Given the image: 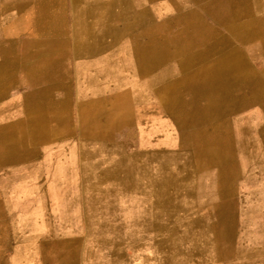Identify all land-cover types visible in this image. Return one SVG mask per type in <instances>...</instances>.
I'll return each instance as SVG.
<instances>
[{
	"label": "rangeland",
	"instance_id": "rangeland-1",
	"mask_svg": "<svg viewBox=\"0 0 264 264\" xmlns=\"http://www.w3.org/2000/svg\"><path fill=\"white\" fill-rule=\"evenodd\" d=\"M118 1L83 7L76 18V32L73 26L65 29L64 39L69 40L67 43H76L84 48L80 60L66 58L70 70L68 77L75 83L80 77L79 73L84 71L80 81L87 90L79 92V89H75L68 94L71 102L68 111L65 110L68 124L50 122L51 113L47 111L30 116L23 112L25 94L30 90L23 72L19 71L12 77L16 81L15 86L0 100V108L11 106V122L27 119L29 127L21 132L22 136L35 143L40 141L36 136L38 133L44 136L43 144L30 143L27 147L28 160L0 168V264H264V172L246 167V162L242 161L241 145L236 143V138L232 144L224 146L226 150L227 145L230 147V155H235V159L229 162L225 160L227 162L224 165L220 163L217 169L218 165L210 161L209 169L205 170L208 161L196 163L185 154L184 144L169 147L171 141L167 139L168 136L165 137V132L181 136L183 131H177L178 128L166 114H157L158 111L153 110L146 115L147 111L153 109L155 97L160 98L161 103L167 99V96L157 94L155 86H167L176 76L203 71L207 65H212L210 63L219 51H224L225 48L216 52L209 50V43L201 42L205 35L220 40L222 46L229 45L228 49L237 47V36L229 35L228 38L217 31L200 27L197 32L176 35L134 33L129 38L123 29L129 25L139 28L143 17L147 19V14L144 16L142 11L139 17L130 15L132 12L128 14L125 6L114 9L113 3ZM125 1L130 2L129 9L139 10L140 6L151 10L153 6L146 4L145 7L139 2ZM256 2H249L248 10L257 12ZM228 3L238 4L228 1L217 4L225 27L237 25L233 18L238 17V12L227 10L230 7ZM160 5L163 16L165 6L173 11L176 8L166 3ZM196 5L181 3L177 9L179 12L186 11L183 15L189 18L206 15L205 7L194 8ZM259 12H264V9ZM199 22L201 18L193 25ZM56 28L33 26L29 28V36L18 35L16 38L20 43L25 38L35 41L42 38L44 42L54 43L58 37ZM40 29L44 31L39 33ZM121 35L123 39L127 37V45H130L129 39L133 40L134 35H138L137 42L131 43L128 50L135 65L132 80H129L124 92L112 98L95 99L102 95V89L95 91L94 87H99L98 83L101 86L104 84L95 76L103 79L109 73V68L103 64L97 72L88 70V67L110 62L112 70H115L119 62L117 53L121 48ZM261 43L240 46L244 53L248 50L249 55L253 52L251 47L258 49L255 51L257 53H251L250 58H255L252 60L253 68L259 70L261 66L257 60L263 47ZM110 46L113 51H110ZM20 48L19 45L18 55ZM7 52L3 51L2 54ZM102 53L105 55H100ZM89 71L90 75H86ZM63 95L62 92H54L52 99L65 98ZM77 99L85 101L84 107H75ZM191 99V96L187 98L189 102ZM35 100L42 101L41 97ZM205 105L201 106L212 109ZM197 107L195 104L189 105L191 109ZM259 107L261 120L255 129V139L264 153V104ZM158 110H165L163 103ZM79 111L86 122L83 127L80 126ZM144 115L143 122L135 124ZM1 118L5 119L4 116ZM122 122H130L133 128L122 126ZM236 126L230 133H235ZM80 127L86 128L84 137L77 135L46 143L50 129ZM13 131L0 130V141L11 143L16 140L12 133L19 136L20 130ZM140 131H143L141 139ZM198 132L201 138L197 139V146L201 147L203 153H216L217 142L225 140L216 133L206 135L202 129ZM175 141L179 144V140ZM234 149L236 153H233ZM169 150L184 157L186 163H194L193 170L187 166L191 174L185 176L181 173L173 183L169 181L171 184L166 171L173 168L171 175H176L177 171L176 163L168 155ZM138 153L143 156L142 159L126 157L137 158ZM7 154L5 150L0 152L2 158H6ZM157 156H162V160H155ZM200 166L205 170L203 173L197 170ZM132 174H135L134 180L129 177ZM36 177L42 178L37 180ZM153 180L167 182L166 186L174 191L176 204L153 205V194L156 193H151L152 189H142ZM179 185L183 187L181 191H176L175 187ZM187 186L189 191L184 189ZM234 226L236 233L234 238H230ZM224 231L231 235H224Z\"/></svg>",
	"mask_w": 264,
	"mask_h": 264
},
{
	"label": "crops",
	"instance_id": "crops-1",
	"mask_svg": "<svg viewBox=\"0 0 264 264\" xmlns=\"http://www.w3.org/2000/svg\"><path fill=\"white\" fill-rule=\"evenodd\" d=\"M114 0H0V100L3 99L5 94L9 91L10 88H13L16 84V81L12 79L13 76H15L19 71L23 72L26 76L25 82L29 84V91L25 94V102L23 104L24 113L27 114V116L32 114H43L51 113V121L55 122L56 124H68V121L66 118H68V113L65 114V110L70 108L71 102L69 98H67L68 94H71L75 89H79L78 91H87L85 90V87L83 85V82L80 81V79L84 76L83 73H79L78 76H80L75 83H72V80L68 77V74L70 72L68 64H66V58H69L72 61L80 60L81 54H76L72 52L79 49L76 47V43H65V29L67 27L73 26L74 32H76V18L78 17L79 10H81L83 7H89L93 4H102V3H108L112 2ZM129 1V0H127ZM134 3H140V4H151L153 5L151 10H147L146 8L140 7L145 14H147L146 18L143 17V20L140 23V26L137 31H134V33H149L154 32L158 35H176L180 33L185 32H197L198 28L203 27L206 28V30H213L217 31L221 34L226 35L229 38V35H234L231 32L227 31V27L224 26V21L219 16L218 12V3L228 1V2H238L242 3L244 1L246 2H254L257 0H130ZM161 3L170 4L169 6H173L175 8V11L168 10L167 7H164V11L166 13L165 16H163V7L160 5ZM181 3H197L194 8H201L202 5L205 7L206 15H201L194 18H189L186 15V11L179 12L177 9V5ZM173 4V5H172ZM215 7V8H214ZM160 9V11H158ZM138 10V9H137ZM170 12V14H169ZM152 13V14H151ZM199 13V11H197ZM251 17H262L264 16V12H249ZM203 14V13H199ZM169 15V16H166ZM211 15V16H210ZM139 17V16H138ZM152 18V19H151ZM196 25H193L194 23H197ZM246 18V17H245ZM244 18V19H245ZM248 18V17H247ZM72 19V20H70ZM193 19V20H192ZM141 21V19H139ZM246 21V20H245ZM202 24L201 26H199ZM39 27L43 26L47 29H53L56 28L58 30L57 39L60 42H44L42 41V38H38L37 41L34 39L31 40L30 38L23 39L22 42H19V39L16 38V36H29V28L31 27ZM51 26V27H50ZM199 26V27H198ZM152 27V28H151ZM44 31V29H40ZM29 31V32H28ZM190 31V32H189ZM73 32V33H74ZM231 33V34H230ZM264 34V33H263ZM61 37V38H60ZM63 37V38H62ZM264 39V35L262 37ZM64 41V42H63ZM263 40H259L257 42H260ZM38 42V43H36ZM63 42V43H62ZM254 43L256 40L253 41ZM36 43V44H35ZM21 46V53L18 55L17 50L18 46ZM251 45V44H250ZM242 46L241 44H237V47ZM248 46V45H243ZM110 51H113L112 46ZM234 48V47H232ZM241 48V47H240ZM242 49V48H241ZM47 50V52L45 51ZM57 51V53H48ZM69 50V52H68ZM250 50L252 53H257L255 51V48L251 47ZM3 51H8L6 54H2ZM35 51V52H34ZM243 52V50H242ZM105 55V53H102L100 55ZM244 57L246 59L247 65L251 68L253 72L258 71L259 69H254L252 63V60H255V58H250L252 55H249L247 52H243ZM73 55V56H71ZM103 55V56H104ZM259 56V66L260 68L264 67V55L258 54ZM52 56V57H51ZM107 56V55H106ZM105 56V58H106ZM261 56V57H260ZM249 57V58H248ZM73 58V59H71ZM104 58V57H103ZM262 58V59H261ZM217 59V54L214 58V60ZM103 60V59H98ZM97 60V61H98ZM262 62V63H261ZM97 63V62H95ZM50 64H54L53 66H49ZM171 64H174L171 62ZM92 66V65H91ZM219 65H215V67H218ZM263 66V67H262ZM93 67V66H92ZM122 71L123 73L116 75V77L109 76L110 73H108L103 79H100L103 86L98 85L99 87H94L95 91H101L102 89V95L95 98H112L116 96L117 93L126 90L129 86V80L130 75L128 68H125V66L122 64ZM171 68V67H170ZM97 71L95 68L88 67V70ZM172 70V69H171ZM261 70V69H260ZM89 72L85 73L86 75H90ZM81 74V75H80ZM110 79L108 80V78ZM192 77H195V75H179L174 77L171 82L175 83V87L177 88L176 91H173L172 93L175 95L174 105L177 107L175 110L173 108L170 110L169 114L164 111H159L158 107L162 105L161 99L158 97H155L153 99V109L147 111L146 115L151 113L153 110L158 111L157 114H166L171 120V123H174L175 126L178 128V130L183 131V135L181 136H174V134L169 133L168 131L165 132V137L171 141L170 147H177L180 144H184V147H186L185 154L190 156L192 155V158H194L192 151H194V148L197 144V139L201 138L200 133L198 132L199 129L203 130V133L206 135H213L215 132L213 131L214 128H219L221 131L216 133L217 135H222L225 139L226 136L233 135L230 133V130H232L236 125L239 124L241 118V111L235 110L230 113H228L224 109H206L202 107L201 105L204 104V102L200 103H194V99H192L191 103H188L189 101L187 98L189 96L192 97V94L190 91L187 90V86L191 83L193 80ZM90 81H92L91 77L89 78ZM107 82V84H106ZM110 82V83H109ZM75 84V88H74ZM219 86V85H218ZM155 91L157 94H161L157 91L155 86ZM54 92H62L65 95V98L53 100L52 94ZM213 94H218L214 92ZM63 95V96H64ZM160 96V95H159ZM36 97H41L42 101L35 100ZM179 100V101H178ZM85 101H79L77 99L75 103V107L77 109L81 107H84ZM156 103L158 105H156ZM190 104H195L198 107L191 109L189 108ZM10 105V104H9ZM11 106H7L4 108H0V120L3 121L0 122V130H20V134L14 135L12 133L13 139L16 137V140H12L11 143H8L7 140H3L5 142L4 144H1L0 141V152L6 151L8 154L6 158H2L0 156V168L9 165L12 163H17L20 161H26L30 157L28 156V150L27 147L30 145V142L27 140L26 137L22 136L21 132L28 128L27 125V119L20 122H11V119L9 115L13 113V110L10 109ZM254 107H251V109ZM240 109V108H239ZM39 111H42L39 113ZM80 115V126L83 127V124H86L85 120L82 119L81 112L79 111ZM143 117L142 120L139 121V123L135 124H141L145 118ZM2 116L5 117V119L1 118ZM242 116V115H241ZM245 118H249L248 115H245ZM66 119V120H65ZM4 122V123H2ZM124 123L122 126L124 127H132L133 125H130V122H122ZM121 126V127H122ZM60 128L57 130H51L48 132L49 140L46 141V143H51L56 140L65 139L67 137H74L79 135L80 137H84L85 129L86 128ZM120 129V127L118 128ZM130 129V128H128ZM176 131V132H177ZM77 132V133H76ZM71 134H74L71 136ZM40 138V141L36 142L35 144H43L44 142V136L43 133H38L36 135ZM129 136V135H128ZM143 136V131H140V139ZM10 137V135H9ZM89 139L91 137H88ZM93 139V138H91ZM184 140V141H180ZM175 140H179V144H176ZM172 141H174V145L172 144ZM225 140H222L224 142ZM101 142H108L107 141H101ZM220 142H217V152L214 154L209 153H203L202 150L199 148L198 150V159L197 162L202 163L203 161H208L207 167L205 170L209 169L210 161L212 163H215L218 165L215 169L219 168V164L223 163L224 165L227 161H231L235 159V155L233 156V159L223 160V157L226 153L225 147L220 149ZM118 148L119 146L116 145ZM221 150V151H220ZM232 155L228 154L226 157H231ZM129 159H142L143 156L138 153L137 158H131V156H126ZM155 160H162V156H157L154 158ZM221 165V166H222ZM198 172H204L205 170L202 169V166L197 168ZM75 258V256H74ZM62 264V263H61Z\"/></svg>",
	"mask_w": 264,
	"mask_h": 264
},
{
	"label": "bare ground",
	"instance_id": "bare-ground-1",
	"mask_svg": "<svg viewBox=\"0 0 264 264\" xmlns=\"http://www.w3.org/2000/svg\"><path fill=\"white\" fill-rule=\"evenodd\" d=\"M247 1H249V0H247ZM262 2H263L262 0H257V2L255 3V6H258V12L263 11V9H264V7H262V5H263ZM195 4H197V3H195ZM249 4L250 3L246 2V1H244L242 3H238V4L228 3V5L230 7H227V10L237 11L238 17L233 18L234 21L237 22V25H231L230 27H227V31L236 35L238 44H241L242 46L244 44L253 43L254 40H256V42L259 40H263V41H260V42H262L261 46H263V47H262V50L259 51V54H261L263 56L264 55V39L262 37L264 35L263 34L264 33V16H262V17H255V16L251 17V15H249L250 14L249 12L252 10H248ZM121 6H125L127 8L128 14H129V12H132L130 15L139 16V15L143 14L141 9L140 10L129 9L130 2L127 3L125 0H120L118 2L113 3L114 9H116L117 7H121ZM245 17L246 18L248 17L246 21H244ZM137 30H138V28L136 25L135 26L129 25L123 29V31L125 33H127V37L129 36V38L131 35L134 34V31H137ZM136 36H138V35H134L133 40L129 39L130 45L125 44V42L128 40L127 37L123 39V35L120 36L119 43L121 44L120 45L121 48H120V52L117 53L118 57H119V62H118V67L115 70H112V63H110V62H101L100 64L95 66L96 70H98L99 67L102 66L103 64L107 65L106 67L109 68V73L111 72L110 75L115 78L116 75L123 73L122 67H121V63H122L125 66V68H128L127 71H129L130 80H132V75H133L134 70H135V65H134L133 61L131 60V57H130L128 50L131 46V43L137 42ZM202 39L203 40L201 42L209 43L208 48H209V50H211L213 52L214 51L216 52L220 48H225V49L230 50V51L224 52L225 49H224V51L223 50L219 51V53H217V59H215L213 62L210 63V64H212L211 66L207 65L206 69H204L201 72H194V73L192 72L193 75H195V77H192L193 80L191 81V83L186 88L188 91L191 92V94H192L191 98L194 99L193 100L194 103L198 104L200 102H204L206 104L205 106H207L209 108L212 107V109H215V110L224 109L227 112V117L229 116L228 113H230L232 111H235V110L241 111V115H242V116L240 115L241 120H240L238 126H236V128H235V133H233V135H231V137H230V135L226 136L225 141L224 142L221 141L219 144H220V146L224 147L226 144H232L233 140L236 138V140H235L236 143H240V145H241L242 159H243L242 161L246 162V167L250 168V169L256 168V169H259L260 171L264 172V153L262 151L261 146L258 143V140L255 139L256 134H257L255 129L257 128V124L261 120V118H260L261 115L259 113V109H260L259 105L264 104V67L262 66L263 68H261V70L253 72L251 70V68L247 65L246 59H245L244 54L242 52V49L240 47H236V48L234 47V48L228 49L229 45L222 46L223 44H221L220 40L211 38L207 35H205V37H203ZM68 41H65V42H68ZM54 42H60V41L58 39H55ZM76 47H78L79 49L72 52V54L76 52V54L82 55L84 48H80V47H83V46L76 45ZM246 52H248V50ZM251 53L252 52H250V55H251ZM248 54H249V52H248ZM71 56H73V55H71ZM71 59H73V58H71ZM137 64L140 67V64L139 63H137ZM216 64L219 66L215 67ZM85 65H87V63ZM95 67H92V68H95ZM174 67H175V65H174ZM99 80H97V81H99ZM98 85H99V83H98ZM156 89L158 92L161 93L162 96H167V99H164L162 102L164 107H165V111L169 114V112L172 108H173V110H175L177 108L174 105V100L176 97L172 93L173 91L177 90V88L175 87V83L168 82L167 86L163 85V84H159L156 86ZM214 92H216L218 94L215 95V94H213ZM192 99L188 103H191ZM165 100H167V101L165 102ZM251 107H254V108L251 109ZM245 115H248L249 118H245ZM251 126H253V129L251 128ZM213 131L215 133H218L221 130L219 128H214ZM4 143L5 142H3V140H2L1 144H4ZM213 146H215V145H213ZM199 148L201 149V147H198L196 144L194 151H192L193 156H194V158H192V159L196 163H197V159H198L197 157H198ZM226 148H227V151L223 157V160H229V159L234 158V157H226L228 154H230V150H229L230 147L227 145ZM236 149H238V146H236ZM233 153H236L235 149H234ZM168 155H169L170 159L176 163L175 170L177 171L176 175H171L173 168H169L166 171L167 175H168V179H169L168 182L171 181L173 183L174 180L178 179V177L181 173H184L185 176H188L189 174H191V172L189 171L187 166H189L192 169V165H194L193 162L189 163V164L186 163L184 161V157H180V156L175 155V153L172 150H169ZM191 157H192V155H191ZM135 174H132L129 177L134 180ZM136 175H137V177L139 176L138 173ZM39 178L40 177H38L37 180ZM263 181H264V179H263ZM171 182H169V184H171ZM43 183H45V182H43ZM43 183H42V185H43ZM165 183H167V182L158 183V181L153 180V181L149 182L145 187L142 188V189L146 188L149 190L152 189L151 193L152 192L156 193V194H153V198H154L153 199V205L154 206H156V205L157 206H170V205L176 204V202H177V200L175 199V195H173L174 191L172 190L171 187L170 188L167 187ZM249 183H250V181H249ZM38 187H39V185H38ZM182 187H183L182 185L176 186L175 187L176 191H178V190L181 191ZM39 189H41V188H39ZM184 189H186V191H189L188 186L184 187ZM37 191H38V189H37ZM255 191H257V190L255 189ZM44 197H45V194H44ZM46 203L47 202H45V204ZM87 207H88V205H87ZM255 210H256V208H255ZM235 227L236 226H234L233 232L231 233L232 235L230 233L226 234L225 231L223 234L224 235H231L229 237L234 238L235 233H236ZM239 227H240V225H239ZM253 228L255 229V227H253ZM240 232H242V231H240ZM73 244H75V243H73ZM66 253H68V252H66ZM43 259H45V257ZM12 261H14V260H12ZM61 261H63V260H61Z\"/></svg>",
	"mask_w": 264,
	"mask_h": 264
}]
</instances>
